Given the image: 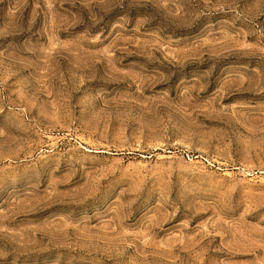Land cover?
Segmentation results:
<instances>
[{
  "label": "rangeland",
  "instance_id": "1",
  "mask_svg": "<svg viewBox=\"0 0 264 264\" xmlns=\"http://www.w3.org/2000/svg\"><path fill=\"white\" fill-rule=\"evenodd\" d=\"M0 264H264V0H0Z\"/></svg>",
  "mask_w": 264,
  "mask_h": 264
}]
</instances>
